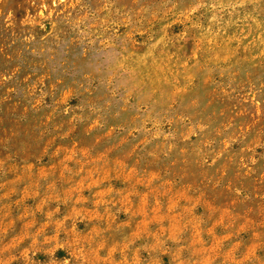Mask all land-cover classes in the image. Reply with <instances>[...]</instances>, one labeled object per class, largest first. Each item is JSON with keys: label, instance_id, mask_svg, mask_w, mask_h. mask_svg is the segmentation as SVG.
Segmentation results:
<instances>
[{"label": "rangeland", "instance_id": "rangeland-1", "mask_svg": "<svg viewBox=\"0 0 264 264\" xmlns=\"http://www.w3.org/2000/svg\"><path fill=\"white\" fill-rule=\"evenodd\" d=\"M0 264H264V0H0Z\"/></svg>", "mask_w": 264, "mask_h": 264}]
</instances>
